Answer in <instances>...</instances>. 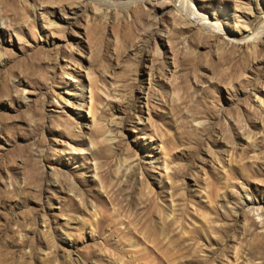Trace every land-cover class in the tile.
<instances>
[{
    "label": "rangeland",
    "instance_id": "1",
    "mask_svg": "<svg viewBox=\"0 0 264 264\" xmlns=\"http://www.w3.org/2000/svg\"><path fill=\"white\" fill-rule=\"evenodd\" d=\"M180 1L0 0V264H264V0Z\"/></svg>",
    "mask_w": 264,
    "mask_h": 264
},
{
    "label": "bare ground",
    "instance_id": "2",
    "mask_svg": "<svg viewBox=\"0 0 264 264\" xmlns=\"http://www.w3.org/2000/svg\"><path fill=\"white\" fill-rule=\"evenodd\" d=\"M180 1V0H179ZM180 3H182L183 4V7H185V10H186V12H188L189 11V14L192 16V17H196V16H198V14L196 13V11H195V9L192 7V3H191V0H181L180 1ZM183 10H184V8H183ZM197 18V17H196ZM198 20H199V22H201L202 23V25L205 27V28H208V29H212V30H218V31H220L221 30V26L219 25V24H213V23H211L206 17H198ZM263 34H264V29L260 32V33H257V34H255V35H252V36H250L249 37V39H246V40H251V41H258V40H260L261 39V37L263 36ZM231 38V37H230ZM237 39V38H236ZM236 39H234V41L236 40ZM238 41V40H237ZM76 101V100H75ZM75 101H73V99H71V98H69L66 102L67 103H69V104H71V105H74V102ZM82 101V100H81ZM84 104V102L82 101L81 102V108L84 106L83 105ZM260 106L262 107V108H264L263 106H264V104L262 103V102H260ZM76 107V106H75ZM78 107H79V105H78ZM78 107H76V108H78Z\"/></svg>",
    "mask_w": 264,
    "mask_h": 264
}]
</instances>
